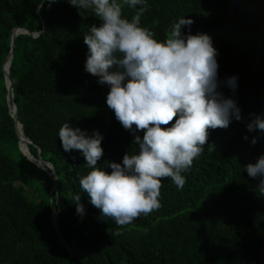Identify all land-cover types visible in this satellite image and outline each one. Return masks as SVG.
Masks as SVG:
<instances>
[{
  "label": "trees",
  "instance_id": "trees-1",
  "mask_svg": "<svg viewBox=\"0 0 264 264\" xmlns=\"http://www.w3.org/2000/svg\"><path fill=\"white\" fill-rule=\"evenodd\" d=\"M117 2L129 20L140 7ZM146 6L140 26L160 42L181 17L194 21L192 34L212 38L217 91L236 102L242 119L209 129L200 156L181 173L183 188L162 180L159 209L118 227L101 217L80 187L91 171L82 152L64 151L58 136L66 122L89 137L98 131L103 156L96 167L109 173L110 162L138 154L134 139L143 131L126 130L115 115L102 120L110 88L85 71L83 31L99 19L68 0H0V264H264V195L255 190L260 178L245 170L264 155V131L247 128L256 117L264 119V0H146ZM18 27L39 34H20L15 42L10 78L19 121L33 143L31 155L38 158L39 148L54 166L58 189L21 152L15 130L3 64ZM240 28L249 30L250 42L230 40L227 32ZM188 32L184 26L182 33ZM233 76L235 90L226 83ZM76 194L83 216L73 203ZM53 206L74 256L57 235Z\"/></svg>",
  "mask_w": 264,
  "mask_h": 264
},
{
  "label": "clouds",
  "instance_id": "clouds-1",
  "mask_svg": "<svg viewBox=\"0 0 264 264\" xmlns=\"http://www.w3.org/2000/svg\"><path fill=\"white\" fill-rule=\"evenodd\" d=\"M68 3L91 10L100 21L83 31L88 46L85 71L109 86L106 104L120 124L144 134L135 135L138 154L125 153L122 163L110 162V173L96 167L103 156L98 131L89 137L66 122L58 136L64 151L79 150L91 169L79 181L91 204L101 210L103 219L126 226L159 209L162 180L170 178L182 189L186 181L181 173L200 156L208 130L226 129L233 118L240 121L241 111L234 100L217 91V50L208 34L191 33L193 20L179 18L160 42L140 26L146 0H122L130 8L140 6L131 20L122 16L117 0ZM184 26L189 28L187 34L182 33ZM236 81L233 76L226 83L235 90ZM247 128L264 131V119L256 117ZM256 142L254 138L252 144ZM245 170L249 177L260 178L255 190L264 195V155ZM72 199L83 216L81 195Z\"/></svg>",
  "mask_w": 264,
  "mask_h": 264
},
{
  "label": "water",
  "instance_id": "water-1",
  "mask_svg": "<svg viewBox=\"0 0 264 264\" xmlns=\"http://www.w3.org/2000/svg\"><path fill=\"white\" fill-rule=\"evenodd\" d=\"M20 34H27L30 35L34 38L39 37V34L36 33H32L29 30L22 28V27H18L15 28L13 34H12V42H11V51L8 54L7 58L4 61L3 64V72L5 75V79H6V86L8 89V100L9 98L12 100V105H13V113L12 116L14 118V124H15V130L17 133V136L21 139L22 134H24L23 132V127L19 121V116H18V106L16 103V100L14 98V91H13V84H12V80L10 78V68H8L6 66L9 58H13V51L15 48V42H16V38L20 35ZM21 126L22 131L20 132L19 127ZM25 136V135H24ZM23 140V144H25V147L23 148L20 144V150L21 152L24 154L25 157H27L32 163H34L35 165H37L39 168L43 169L51 178L53 184H54V189H58V175L56 174L55 168L54 166L49 163L46 162L44 159H42L41 157V150L38 148V153H39V157L35 158L30 154V150L29 145H32V141L30 139H28L27 137H24ZM40 162V163H39ZM47 165V166H46ZM46 166V167H45ZM52 219H53V223L57 232V235L59 237V239L61 240L62 244L65 246V248L69 251L70 255L73 256V252L71 251V249L69 248V246L67 245V243L65 242L64 238L62 237V234L60 232V227H59V222H58V213L56 210V207L53 206L52 207Z\"/></svg>",
  "mask_w": 264,
  "mask_h": 264
},
{
  "label": "rangeland",
  "instance_id": "rangeland-1",
  "mask_svg": "<svg viewBox=\"0 0 264 264\" xmlns=\"http://www.w3.org/2000/svg\"><path fill=\"white\" fill-rule=\"evenodd\" d=\"M248 32H249V30L247 28H240V29H237V30H233V31L227 32V35L230 37V40L233 41V42H235V43H239V42H250L252 40V36H249V37H246L245 38V35ZM237 36H239V37L242 36V37L236 38ZM261 42H264V33H262V40H261ZM106 97H107V95H106ZM114 115H115L114 112L107 106L106 99H105V103L103 104L102 113H101L102 120L108 121ZM18 140H19V143L21 144V146L24 148L25 147V144H23L22 138L20 139L18 137ZM20 144H19V146H20ZM43 179H44V177H43Z\"/></svg>",
  "mask_w": 264,
  "mask_h": 264
},
{
  "label": "bare ground",
  "instance_id": "bare-ground-1",
  "mask_svg": "<svg viewBox=\"0 0 264 264\" xmlns=\"http://www.w3.org/2000/svg\"><path fill=\"white\" fill-rule=\"evenodd\" d=\"M6 66L8 67V68H11V58H9V60H8V62H7V64H6ZM13 84V83H12ZM12 113H13V106H12ZM19 130H20V132L22 131V129H21V126L19 127ZM24 134H22L21 135V138L22 139H24ZM30 154H31V152H30ZM40 163V162H39ZM47 166V165H46ZM45 166V167H46ZM58 213V212H57ZM59 222V221H58ZM65 240V239H64ZM66 242V241H65ZM65 247V246H64ZM70 248V247H69ZM72 251V250H71ZM73 256H74V253H73Z\"/></svg>",
  "mask_w": 264,
  "mask_h": 264
}]
</instances>
